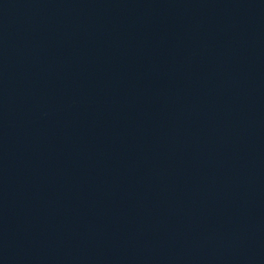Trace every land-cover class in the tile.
<instances>
[{"label":"water","instance_id":"water-1","mask_svg":"<svg viewBox=\"0 0 264 264\" xmlns=\"http://www.w3.org/2000/svg\"><path fill=\"white\" fill-rule=\"evenodd\" d=\"M0 264H264V0H0Z\"/></svg>","mask_w":264,"mask_h":264}]
</instances>
